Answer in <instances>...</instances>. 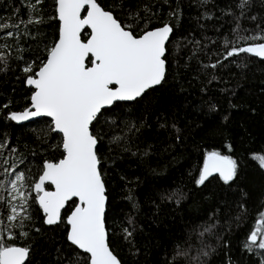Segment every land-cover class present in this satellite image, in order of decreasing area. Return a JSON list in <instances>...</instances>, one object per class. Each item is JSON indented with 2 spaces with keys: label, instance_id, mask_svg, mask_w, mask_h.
Returning a JSON list of instances; mask_svg holds the SVG:
<instances>
[{
  "label": "trees",
  "instance_id": "16d2710c",
  "mask_svg": "<svg viewBox=\"0 0 264 264\" xmlns=\"http://www.w3.org/2000/svg\"><path fill=\"white\" fill-rule=\"evenodd\" d=\"M30 3L35 0H0V23L19 24L0 31V46H7L0 50L8 55L7 67L0 70V141L8 142L0 149V164L7 159L3 167L19 164V170L31 169L34 178L44 160H58L63 153L58 147L61 137L50 131L48 118L26 123L8 119L9 112L30 104L33 89L26 86L21 69L26 62L45 59V45L58 37L57 20L21 23L29 16L55 14L53 0L37 5L40 12L32 11ZM98 3L137 35L165 23L173 28L164 81L135 101L117 102L101 118L105 225L111 250L121 264H194L191 257L202 248L209 255L200 256V264H261L264 250L250 252L245 244L264 216V169L253 159V154L264 155V59L249 53L227 57V52L264 42L238 39L264 35V0H250L243 15L239 0ZM8 31L12 37L6 36ZM114 134L126 139L111 144ZM208 151L237 161L233 181L224 183L213 174L197 185ZM0 180L7 184L10 177ZM172 193L179 199L165 198ZM2 194L8 197L7 191ZM70 210L66 206L62 211L64 219ZM30 214L32 219L24 220L23 227L11 229L17 234L16 246L31 249L25 264H76L77 257L84 261L85 254L66 238V222L45 224L38 204ZM7 215L8 207L0 204L3 234L19 223L8 221ZM209 225H214L211 231L199 236ZM126 228L132 232L127 239ZM178 246L189 249V256L174 261Z\"/></svg>",
  "mask_w": 264,
  "mask_h": 264
},
{
  "label": "snow or ice",
  "instance_id": "6c2138e0",
  "mask_svg": "<svg viewBox=\"0 0 264 264\" xmlns=\"http://www.w3.org/2000/svg\"><path fill=\"white\" fill-rule=\"evenodd\" d=\"M249 2L239 0L241 15ZM43 3L44 0H35L30 3L31 10L40 12L37 5ZM53 5L54 15L47 18L29 16L26 22L21 21L27 25L42 24L46 19L57 20L58 38L45 45V59L26 62L21 69L26 85L33 89L30 104L23 111L9 112L8 119L20 123L37 117L51 118L50 131L61 137L58 147L63 155L58 160H44L34 178L31 169L28 172L19 170V164L3 167L8 164L7 159L0 164L3 168L0 176L11 177L7 184L0 180V204L8 207V221L19 222L13 223L7 234L0 233V264H25L29 259L30 247L16 246L13 241L17 234L11 229L23 227L24 220L32 219L30 209L33 204H38L42 210L45 224L52 226L66 222L69 226L67 240L85 254L84 261L77 257L76 264L85 261L86 264H121L110 250L105 227L107 196L101 171V142L104 139L101 118L117 102L135 101L164 81L166 43L173 28L165 23L137 35L98 0H53ZM10 27L19 28V24L0 23V31ZM6 36L12 37L13 32L8 31ZM238 39L264 40V35L238 36ZM228 43L226 41V47ZM4 47L7 46H0ZM240 53L264 59V42L232 47L227 57ZM7 60L8 55L0 50V70L7 67ZM211 66L216 67L215 64ZM2 107L8 108L9 104ZM110 123L115 125L116 121ZM98 125L101 126L99 132L96 130ZM125 139L123 135L114 134L109 142L119 145ZM7 146V141H0V149ZM10 151L15 152V149ZM0 157H3L2 151ZM253 159L264 169V155L253 154ZM237 168V161L231 156L208 151L197 185H203L216 173L224 183L233 181ZM5 191L7 198L2 194ZM172 197L179 199V194L172 193L165 198ZM66 206H70L71 211L65 220L61 213ZM212 227L214 225L205 227L199 236L210 232ZM124 231L126 239L131 237V231L127 228ZM22 235L27 237L28 233ZM248 240L250 243L245 244L248 251L253 248L264 250V234L259 229L252 231ZM189 249L178 246L172 259L188 257ZM208 255L202 248L191 260L200 264V256Z\"/></svg>",
  "mask_w": 264,
  "mask_h": 264
},
{
  "label": "water",
  "instance_id": "95a60500",
  "mask_svg": "<svg viewBox=\"0 0 264 264\" xmlns=\"http://www.w3.org/2000/svg\"><path fill=\"white\" fill-rule=\"evenodd\" d=\"M59 23V22H58ZM164 25V24H163ZM163 25H161V26H157V27H154V28H151V29H148V30H152V29H155V28H158V27H162ZM59 27V26H58ZM147 31V30H146ZM143 34V33H142ZM170 35H171V33H170ZM58 38V37H57ZM169 38H170V36H169ZM168 43V42H167ZM167 43H166V45H167ZM261 43V42H260ZM249 46V45H248ZM25 84H26V82H25ZM26 86H28V85H26ZM31 87V86H30ZM129 102H131V101H129ZM24 110V109H23ZM22 110V111H23ZM38 118H42V117H37V118H32V119H30V120H28V121H23V122H20V123H26V122H30V121H32V120H35V119H38ZM46 118H48V117H46ZM50 121H51V118H48ZM203 166V165H202ZM216 174H218V173H216ZM219 175V174H218ZM106 188V187H105ZM49 190H52L51 188L49 189ZM107 202V201H106ZM63 211V210H62ZM71 211V210H70ZM106 211V210H105ZM41 212H42V210H41ZM70 213V212H69ZM68 213V214H69ZM42 214H43V212H42ZM62 214V213H61ZM67 214V215H68ZM67 217V216H66ZM43 219L45 220V217H44V214H43ZM66 220V219H65ZM68 226V225H67ZM105 227H106V225H105ZM68 228H69V226H68ZM106 232H107V235H108V231H107V229H106ZM67 233H68V229H67ZM66 238H67V234H66ZM69 242V241H68ZM70 243V242H69ZM110 247V246H109ZM110 250H111V248H110ZM81 251V250H80ZM114 254V253H113ZM115 255V254H114ZM118 258V257H117ZM119 259V258H118Z\"/></svg>",
  "mask_w": 264,
  "mask_h": 264
},
{
  "label": "rangeland",
  "instance_id": "374dc122",
  "mask_svg": "<svg viewBox=\"0 0 264 264\" xmlns=\"http://www.w3.org/2000/svg\"><path fill=\"white\" fill-rule=\"evenodd\" d=\"M10 179H11V177H10ZM257 229H259V231H260L261 234H264V216H262L261 218H259V220L255 224L254 230H257Z\"/></svg>",
  "mask_w": 264,
  "mask_h": 264
}]
</instances>
